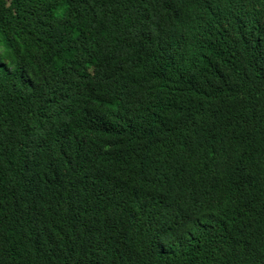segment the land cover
<instances>
[{"label":"trees","instance_id":"1","mask_svg":"<svg viewBox=\"0 0 264 264\" xmlns=\"http://www.w3.org/2000/svg\"><path fill=\"white\" fill-rule=\"evenodd\" d=\"M0 264H264V0H0Z\"/></svg>","mask_w":264,"mask_h":264}]
</instances>
